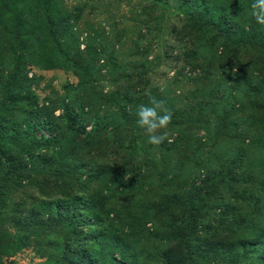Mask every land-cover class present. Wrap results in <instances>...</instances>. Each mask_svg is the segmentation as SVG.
<instances>
[{
  "label": "trees",
  "instance_id": "obj_1",
  "mask_svg": "<svg viewBox=\"0 0 264 264\" xmlns=\"http://www.w3.org/2000/svg\"><path fill=\"white\" fill-rule=\"evenodd\" d=\"M160 1L150 0L157 7ZM181 1L184 5L178 12L184 15L183 28L193 29L194 33L184 30L191 44L185 54L188 65L203 72L206 60L217 64L210 82L220 97L211 111H233L234 95L242 96L237 92L239 87L246 86L243 96L248 100H264V83L257 82L258 77L264 79V26L248 14L253 0ZM56 3L0 0V45L5 43L11 52L7 56L9 69L3 76L4 71L0 72L1 83L5 84L0 88V255L28 246L33 238L47 257L46 264H134L138 256L148 258L150 264H264V181H257L260 176L256 168L245 170L242 166L247 163L243 160L233 163L229 172L232 191L219 211L209 217L199 216L198 209L206 207L199 208L197 203L182 201L187 208L179 211L166 195L163 200L155 195L150 200L138 197L140 188L136 186L124 187L123 194L133 197L121 202L114 194L108 201L100 191L93 193L100 174L85 157L113 126L116 108L112 103L116 101L115 93L98 94L94 75L101 60L110 75L118 68L108 44H89L81 51L70 37L60 39L58 33L66 27ZM29 63L50 68L65 63L77 69L78 85L59 101L62 108L58 116L52 114L54 107L37 105L29 86L33 78L26 71ZM219 75L222 79L216 78ZM141 94L136 93L135 105L147 103V97ZM111 109L112 113L105 115ZM177 117L172 115V124ZM89 122L93 126L86 132ZM221 124L224 127L225 121ZM41 129L50 136H36ZM67 134L72 139L65 146L63 136ZM174 141L167 143L169 149L175 146ZM86 159L88 165L80 162ZM41 174L45 181L43 178L44 183L37 182L35 193H28L32 187L21 186L23 182L31 183V176ZM210 179V175H204L198 187L209 189ZM130 180L141 183L140 172L133 171ZM164 180L160 176L155 191ZM50 181L53 187H48ZM21 190L19 205L4 206L6 196ZM174 190L183 199L180 187ZM167 217L174 222L165 225L164 230ZM7 223L16 229L15 234L6 233ZM10 236L15 244L1 246ZM108 238L114 250L105 245ZM173 242H179L178 252L170 246Z\"/></svg>",
  "mask_w": 264,
  "mask_h": 264
},
{
  "label": "rangeland",
  "instance_id": "obj_2",
  "mask_svg": "<svg viewBox=\"0 0 264 264\" xmlns=\"http://www.w3.org/2000/svg\"><path fill=\"white\" fill-rule=\"evenodd\" d=\"M159 3L160 6L157 7L150 0H57L56 9L63 12L61 21L66 27L63 33H58L60 39L70 37L81 51L89 44L93 47L95 44H108L113 52V63L118 68L116 73L113 71L110 75L108 67L101 60L97 63L99 68L94 75L93 85L97 88V93H115L118 106L112 102L116 107L113 108L115 122L103 136L101 143L92 145V153L85 157L100 174L92 191H100L108 201L114 194L115 199L121 202L124 198L129 200L133 197L132 194H123L124 187L133 189L134 186L136 189V186L140 188L138 197L146 196L150 200L155 195L163 200L166 195V200L170 197L176 207H179V211L187 208L182 201L187 204L197 203L199 208L206 207L205 210L197 208L200 211L199 216L209 217L213 212L219 211L224 198L232 191L229 172L233 163H238L237 160L247 163L242 166L245 170L256 168L260 176L257 181H264V100L263 97L248 100L243 96L246 86L240 90L239 87L237 92L242 96L238 98L234 95L237 99H232L233 111H219L214 114L211 107L220 95L216 94L219 92L210 81L217 72V64L206 60L203 63V72L191 69L185 56L191 49V44L184 30L192 34L193 29L183 28L184 15L178 12L184 2L161 0ZM12 34L14 35L13 32ZM6 47L5 43L0 45V62L3 63L0 72L4 71L2 76L5 69H9L7 56L11 55ZM199 58L204 61V57ZM76 70L65 63L53 65L51 68L29 63L26 71L28 77L33 78L29 86L36 96L37 105L49 109L54 107L52 114L58 116L62 108L59 101L72 94L74 87L78 85ZM246 73L245 77L248 79L250 75L249 72ZM2 76L0 88L3 89L5 84L1 83ZM216 78L222 79V75ZM263 81L262 77H258L257 82L264 83ZM253 83L256 81L253 80ZM138 92L159 96L160 100L165 101L172 115H178V121L170 123L167 129L170 139H175V146L172 148H168L167 142L162 143L163 145L147 143L145 134L137 126L134 114ZM146 97L148 102V96ZM113 109L105 115L111 114ZM223 121L224 127L221 124ZM31 123L34 128V123ZM92 126L91 122L87 123L86 132ZM49 134L41 129L36 136L49 137ZM63 137L67 146L72 136L67 134ZM242 153L251 154L246 155V160L245 155L241 156ZM80 162L88 163L87 159L86 162ZM133 171L140 172L142 184L130 180ZM159 175L166 182L155 191L160 186ZM204 175L211 176L209 189L198 187ZM43 178L42 174L33 175L30 178L31 183L23 182L21 186L32 187L28 193H35L36 186L39 185L37 182L44 183ZM47 185L53 187V182L50 181ZM176 187L182 190L183 199L175 194ZM172 189L173 192L170 191ZM21 195L22 190L13 191L5 197L4 206L15 208L20 204ZM7 222L11 221L8 219ZM173 222V219L167 217L163 223L164 230H167L165 225ZM4 230L8 234L16 233V229L8 223L4 224ZM109 233L115 235L113 232ZM11 237L13 236L2 242L1 246L12 247L16 241ZM36 242L38 241L31 238L28 246L1 254L0 264H46L47 257ZM178 243H170L175 252L179 251ZM105 245L111 246L109 238ZM15 246L19 247L20 244ZM137 247L147 248V245ZM110 249L114 250L112 247ZM129 262L124 261V264ZM134 264L150 262L148 258L142 259L138 256L134 258Z\"/></svg>",
  "mask_w": 264,
  "mask_h": 264
},
{
  "label": "clouds",
  "instance_id": "obj_3",
  "mask_svg": "<svg viewBox=\"0 0 264 264\" xmlns=\"http://www.w3.org/2000/svg\"><path fill=\"white\" fill-rule=\"evenodd\" d=\"M248 14L257 24L264 26V0H253ZM145 95L148 96V102L137 105L135 109L137 126L145 134L147 143L151 145L172 143L167 131L172 121L171 110L165 101L157 99L151 93Z\"/></svg>",
  "mask_w": 264,
  "mask_h": 264
}]
</instances>
